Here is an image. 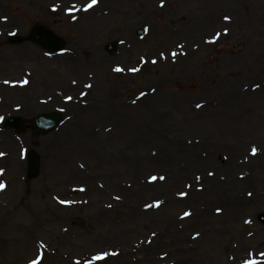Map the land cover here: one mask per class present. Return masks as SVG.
<instances>
[{"label": "rangeland", "instance_id": "1", "mask_svg": "<svg viewBox=\"0 0 264 264\" xmlns=\"http://www.w3.org/2000/svg\"><path fill=\"white\" fill-rule=\"evenodd\" d=\"M89 2L0 0V264H264V0Z\"/></svg>", "mask_w": 264, "mask_h": 264}, {"label": "water", "instance_id": "2", "mask_svg": "<svg viewBox=\"0 0 264 264\" xmlns=\"http://www.w3.org/2000/svg\"><path fill=\"white\" fill-rule=\"evenodd\" d=\"M142 32V31H140ZM37 38L41 41L46 42V46L53 49L57 50L61 48L64 43L57 37H55L51 32L49 31H38ZM110 49L114 50L116 47V43L112 42L109 45ZM63 120V114L57 111H51V112H46V113H41L37 117H35L32 120V124L35 128V131L37 132H42V133H47L48 131L54 129L61 121ZM24 120L19 118V117H11L10 119L7 120V124L9 126H13L17 128L18 130H21L23 126ZM39 167V162L38 158L35 154L30 155V172L31 174H36L38 171Z\"/></svg>", "mask_w": 264, "mask_h": 264}, {"label": "snow or ice", "instance_id": "3", "mask_svg": "<svg viewBox=\"0 0 264 264\" xmlns=\"http://www.w3.org/2000/svg\"><path fill=\"white\" fill-rule=\"evenodd\" d=\"M98 3V0H90L89 3H86L83 5V8L82 10L87 12L89 11L90 9H92L96 4ZM55 10V9H54ZM81 9L77 8L75 4L71 5L69 8H68V12H69V15L72 14L73 11H80ZM225 19H230V17H225ZM227 31V30H225ZM176 53H173V56H175ZM153 63H155V61H153ZM117 71H123V69H120L118 68ZM132 72H136L138 71V69L136 68H133L131 69ZM89 87H91V85H89ZM69 100H71L72 98L71 97H68ZM0 119H3L2 117H0ZM252 153L253 155H255L257 153V149L255 147H253L252 149ZM209 175H213V173H209ZM153 179H156L155 177H153ZM199 179V177L197 178ZM4 185H0V189H3ZM181 195H185L184 193H181ZM249 195H251V193H249ZM61 203H67L66 201H61ZM160 202H157V206L159 205ZM217 211H222L221 209H217ZM185 215H190V213H185ZM250 223V221H248ZM107 253H99L95 256V260L96 261H101V260H104L106 259L107 257ZM261 255H264V253H262ZM32 264H40V260H33L32 261ZM88 264H92V261H89ZM245 264H259L258 261H255V260H248V261H245Z\"/></svg>", "mask_w": 264, "mask_h": 264}]
</instances>
